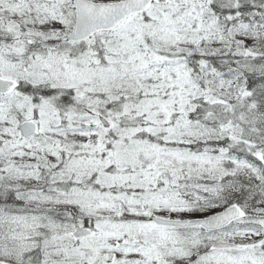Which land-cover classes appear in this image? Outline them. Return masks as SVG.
Segmentation results:
<instances>
[{
  "label": "snow or ice",
  "instance_id": "snow-or-ice-1",
  "mask_svg": "<svg viewBox=\"0 0 264 264\" xmlns=\"http://www.w3.org/2000/svg\"><path fill=\"white\" fill-rule=\"evenodd\" d=\"M0 264H264V0H0Z\"/></svg>",
  "mask_w": 264,
  "mask_h": 264
}]
</instances>
